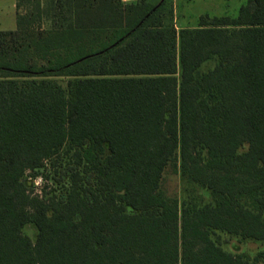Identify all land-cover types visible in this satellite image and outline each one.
Segmentation results:
<instances>
[{
	"label": "trees",
	"instance_id": "16d2710c",
	"mask_svg": "<svg viewBox=\"0 0 264 264\" xmlns=\"http://www.w3.org/2000/svg\"><path fill=\"white\" fill-rule=\"evenodd\" d=\"M164 8L16 1L17 29L0 30V264H264L214 239L264 243V0L180 31ZM58 166L65 192L32 194L29 177L65 183ZM169 166L212 202L166 198Z\"/></svg>",
	"mask_w": 264,
	"mask_h": 264
},
{
	"label": "rangeland",
	"instance_id": "374dc122",
	"mask_svg": "<svg viewBox=\"0 0 264 264\" xmlns=\"http://www.w3.org/2000/svg\"><path fill=\"white\" fill-rule=\"evenodd\" d=\"M150 5L159 7L164 5V15L167 22L174 26L177 31L182 29L198 28L200 18L203 15L214 17H237L242 6L249 0H146ZM16 0H0V30L17 29ZM23 12V10H22ZM49 20H44L42 28L50 29ZM61 83L66 84V79L60 78ZM64 164V163H63ZM62 164V165H63ZM49 167V166H48ZM58 175H64V184H47L44 178H28L30 192L34 195H42L47 192L52 195H62L67 189L65 184L69 183L68 173L70 170L66 166H58ZM49 173H53L52 169ZM53 176V175H52ZM48 185V186H47ZM162 191L166 198L177 201L182 207L183 202L204 205L212 202V196L198 185L186 180L180 169L169 166L162 180ZM23 233L35 242L37 229L34 225L28 224ZM214 239L218 240L222 248L234 255H241L250 261H262L264 255V243L252 240H242L238 237L218 232Z\"/></svg>",
	"mask_w": 264,
	"mask_h": 264
},
{
	"label": "crops",
	"instance_id": "0c3cea01",
	"mask_svg": "<svg viewBox=\"0 0 264 264\" xmlns=\"http://www.w3.org/2000/svg\"><path fill=\"white\" fill-rule=\"evenodd\" d=\"M17 1V0H16ZM15 8H16V4H15ZM4 31H7V30H4Z\"/></svg>",
	"mask_w": 264,
	"mask_h": 264
}]
</instances>
